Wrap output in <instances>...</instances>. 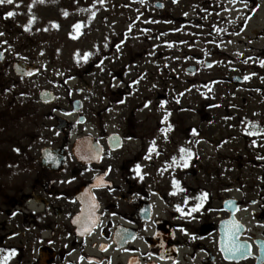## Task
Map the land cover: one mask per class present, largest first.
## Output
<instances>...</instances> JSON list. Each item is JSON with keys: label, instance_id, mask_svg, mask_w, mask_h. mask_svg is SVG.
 <instances>
[{"label": "flooded vegetation", "instance_id": "af4514ba", "mask_svg": "<svg viewBox=\"0 0 264 264\" xmlns=\"http://www.w3.org/2000/svg\"><path fill=\"white\" fill-rule=\"evenodd\" d=\"M81 1L93 8L119 7L123 11L125 27L110 38L104 37L107 48L101 50L97 46L98 39L96 46L89 43L88 49L94 48L92 53H101L100 59L77 60L78 70L61 83L68 89L61 104L55 89H43L55 95L51 103H43L38 98L42 106L51 108L48 114H30V88L24 89L23 105L27 107L24 120L29 125V133L37 137L27 136L29 144L24 151V173L30 178L22 190L13 191L0 201V247L14 250L11 259L15 264H245L248 261L257 264L255 257L242 261L229 259L222 248L220 226L231 217L227 204L238 203V212L234 216L243 222L239 185L235 190L231 185L225 189L221 184L224 182L217 177L214 187L208 189L210 182H203L208 176L198 179V185H192L191 174L194 172L187 152L184 154L185 158L188 156L192 173L175 177L168 175L166 170L170 160L174 161L168 151L176 148L177 134L189 143L205 135L207 143L218 150L226 146L240 149L242 141L244 144L248 140L244 136L246 129L242 132L235 128V133L224 131L221 135L209 133L208 136L207 132L204 135L198 133L201 131L198 128L193 136L191 132L196 128L184 126L177 131L176 121H173L175 114L167 109L170 104L171 110L175 108L174 55L177 46L180 49L187 44L186 39L179 38L185 28L193 26L194 48L206 54L195 58V65L192 64L196 67L195 75L179 82H186L188 91L197 86L199 80L202 86L217 85L224 80L216 68L219 63L208 57L228 54L230 42L223 34V25L238 20L230 15L234 10L245 15L246 20L240 26L241 32H245L262 11L264 1ZM254 35L245 42L250 44L252 52L249 59L251 63L257 61L251 65L263 68L264 59L260 57L264 54V27ZM261 40L263 47L257 45ZM0 52L3 53L0 66L11 71V82L32 79L19 76L12 68L17 61H30L15 59L9 64L6 53ZM23 52L27 53L26 47ZM113 54H122L120 67L114 63L117 58ZM106 57L110 59L108 63ZM144 60L149 62L144 63ZM104 64L111 68L115 66L112 71L115 76ZM213 70L215 75L211 79L199 78L202 71ZM105 74L110 82L116 77L118 86L101 91L98 86L105 85L102 83L107 81ZM235 76L241 79L238 84L229 79L227 83L235 84L233 89L238 93L248 78L246 73ZM69 81L75 82L70 86ZM198 90L203 92L204 89ZM144 102L152 110H164L168 119L158 122L156 127L148 123L158 114L137 120L134 111L139 105L136 104ZM132 103L136 108H131ZM115 106H118L117 110L113 109ZM143 106L147 108L146 104ZM123 111L133 114L123 116ZM199 111L207 114L208 109L202 106L196 112ZM208 119L209 113L204 121ZM159 137L165 141L161 147L157 145ZM155 139V150L149 152ZM134 140L137 141L136 148L130 151L127 145ZM44 150L50 151L48 154L52 159H43ZM164 151L166 155L160 156ZM162 157H166V162ZM236 157L239 159L237 155H231L229 159L238 162ZM137 165L140 166L139 174ZM173 180L179 182L178 186H174ZM230 180L233 182V177ZM202 193H207V198L193 212L192 208L200 204L197 198ZM225 193L228 196L223 195ZM213 197L218 200L214 201ZM215 202L217 205L212 206ZM248 232L247 227L245 239ZM26 256L30 258L26 260Z\"/></svg>", "mask_w": 264, "mask_h": 264}, {"label": "rangeland", "instance_id": "374dc122", "mask_svg": "<svg viewBox=\"0 0 264 264\" xmlns=\"http://www.w3.org/2000/svg\"><path fill=\"white\" fill-rule=\"evenodd\" d=\"M84 3L81 0H13L12 4H0V50L6 53L5 57L9 64L15 59H26L27 62H37L41 65V73L26 82L19 79H11V82V77H9L12 76L11 71L0 66V201L13 194V191L22 190L25 181L30 178L24 173V151L29 144L27 136L30 135L33 139L37 136L34 133H29V125L24 120V114L27 112V107L23 105L24 89L30 88L29 102L31 105L28 108L30 114H48L51 112V108L44 107L39 103V92L43 89H55L61 97V104L63 96L68 92L66 86L62 87L61 83L75 74L80 66L78 61L88 62L92 58L100 59L101 53L94 54L92 53L94 48L88 49L90 44L96 46L98 39L100 43L97 46H100L102 50L106 47L104 37L110 38L125 27L123 11L119 10V7L107 8L106 5H103L93 8L87 7V3ZM10 11L15 14L9 17L7 13ZM244 13H248V11ZM230 15L238 20L223 25L225 29L223 34L230 42L229 48L226 50L228 54L208 57L210 60H217L219 64L216 68L224 80L217 85L206 87L202 86L201 80L198 79L197 86H194L191 91H188L186 82H179V80L184 81L189 77L185 73V68L194 64L197 56L206 54V52L194 48L195 32L192 33L193 26L189 25L188 29L185 28L183 35L179 37L186 39L187 44L180 49L178 46L175 48V81L177 84L175 88L176 100L173 102L175 108L174 111L171 110L170 104L166 109L175 114L173 121H176L174 126L177 131L184 126L196 128L191 132L195 136L197 129L200 128L201 131L198 133L202 132L204 135L207 132L209 136L211 133L221 135L224 131L235 133L237 132L235 128H240L242 132L246 129L248 135L244 134V136L248 140H245L244 144L242 141L240 149H228L226 146L218 150L207 143L209 141L205 140V135L203 138L197 139L196 142L190 141L189 143L177 134L175 137L176 148L174 150L171 148L168 151V155H172L174 161L170 160L166 170L168 175L175 177L191 172L189 161L186 159L188 156L185 158L186 152L185 154L181 153L180 149H192L194 151L191 153L190 160L191 170L194 172H191L192 185H198L200 182L198 179L204 176L208 177H205L203 182L207 180L210 182L208 189L214 187L213 184L216 183L217 177L222 179L224 183L221 184L225 189L231 185L235 190L238 184L240 187L239 198L243 201L240 217L249 230L246 239L252 244L256 253L255 239L264 237V225L258 220L264 212V67L251 65L257 61L251 63L249 59V55H252L250 44L247 45L245 42L254 38L256 31L263 30L264 6L245 32L240 30V26L246 20L245 15L234 12V10ZM76 25L79 27H74ZM262 44L261 40L257 45L263 47ZM24 47H26V54L23 52ZM86 54L88 55L85 58ZM114 56L117 58L114 63L120 67L123 63L122 54ZM260 58L264 59V54ZM108 60L110 59L106 57L107 63ZM148 62L144 60V63ZM109 64L104 65L110 67ZM113 68L110 73L115 76L112 72ZM201 69L205 70L204 67ZM241 73H246L248 81L245 87L236 93L233 89L236 83L228 85L227 79L233 81L232 77ZM212 75H215V70L202 71L199 78L208 80ZM104 78L107 79L102 82L105 85L98 86L101 91L108 90L107 88L110 86H118L115 82L116 77L111 82L106 74ZM74 82L69 81L70 86ZM198 89L204 90L200 92ZM233 93H236L235 97L232 96ZM124 104L126 103H124L123 97V108L126 106ZM144 104L147 108L143 106ZM133 105V103L130 105L131 108ZM136 105H139L138 109L134 111L137 120H146L148 115L150 117L153 114H158V117L153 115L148 124L151 127H156L158 122L163 123L164 110L160 108L152 110L146 102ZM202 106L207 107V114L201 113V111L196 112L201 110ZM161 107L164 106L161 104ZM114 108L117 110L118 106ZM208 113L209 119L204 121V117ZM124 114L133 113L132 111L127 113L123 111V116ZM204 114L205 116L202 117ZM249 133L260 134L250 135ZM186 137L190 138L188 135ZM136 144L135 140L128 143L127 149L135 150ZM163 144L165 141L159 137L157 145L161 147ZM125 153L128 154V152ZM163 153L164 155L160 156H165L167 152ZM126 154H123V157H126ZM231 155L239 156V159L236 157L238 162L229 159ZM182 157L185 158V161H181ZM162 159L166 162V157H162ZM185 162L187 166H183ZM230 177H233V182ZM223 195L228 196L227 193ZM213 199L214 201L218 200L215 197ZM216 205L215 202L212 206ZM8 252L9 250L0 247V257L7 255ZM26 257V260L30 258ZM9 260L7 264H9ZM10 261V264H15L12 259ZM245 264H255V262L248 261Z\"/></svg>", "mask_w": 264, "mask_h": 264}, {"label": "water", "instance_id": "95a60500", "mask_svg": "<svg viewBox=\"0 0 264 264\" xmlns=\"http://www.w3.org/2000/svg\"><path fill=\"white\" fill-rule=\"evenodd\" d=\"M2 53H0V61H2ZM16 74L26 77H32L39 73V68L35 65H28L26 63L16 62L14 67H12ZM187 73L191 76L195 74V67L191 66L186 69ZM235 81H240L239 79H235ZM42 102L51 103L55 100V95L51 91H43L40 94ZM78 109V108H77ZM49 154L46 150L43 151V159L48 158ZM238 203L235 202L229 203L228 209L231 212V217L228 221H225L222 226H220L221 233V241L223 244V252L225 256L229 259H233L237 261H242L243 259H247L253 255L252 246L248 241L242 240L243 235L246 233V226H243L241 222H239L234 216L238 212ZM236 205V206H235ZM260 222L264 223V214L258 219ZM233 222L238 223L241 227L238 232L235 234V239L232 238V232L234 231ZM233 245L238 247L240 251H230ZM256 245L259 249V256H257V264H264V240H257Z\"/></svg>", "mask_w": 264, "mask_h": 264}, {"label": "snow or ice", "instance_id": "6c2138e0", "mask_svg": "<svg viewBox=\"0 0 264 264\" xmlns=\"http://www.w3.org/2000/svg\"><path fill=\"white\" fill-rule=\"evenodd\" d=\"M12 3H13V0H0V4H12ZM14 14H15L14 12H11L10 11V12L7 13V16L10 17V16H13ZM74 27H77L78 28L79 25H76ZM87 55L88 54L85 55V58H86ZM262 64H264V62H262ZM246 79H247V77H246ZM167 119H168V115L166 114L165 117H164V120L166 121ZM169 127H171V126H169ZM249 134L250 135H259L260 133H249ZM154 143L155 142H153V146L150 147L149 152H152V151L155 150ZM17 151H18V149H17ZM180 151H181V153L187 152L189 157H191V155H192L191 152H190V150L181 148ZM48 158L49 159H52L51 154H49V157ZM182 159H183V157H182ZM183 166H187V163L185 162ZM139 171H140V166L137 165L136 166V172H137V174H139ZM178 184H179L178 181H174V186H178ZM207 195H208L207 193H202L201 196L197 198L198 200H200V204H198L197 206H195V207L192 208V211L193 212L194 211H197V209L202 205L203 201L207 198ZM177 210L180 211L181 209L178 207ZM233 226H234V231L232 232V238L234 240L235 239V234H236V232L239 231V229H240L241 226L238 223H236V222H233ZM228 250L234 251V252L235 251H240V249L238 247H236L235 245H233ZM14 254H15V252L13 250V251H9L7 255H5L3 257H0V264H7L9 258L12 255H14Z\"/></svg>", "mask_w": 264, "mask_h": 264}]
</instances>
